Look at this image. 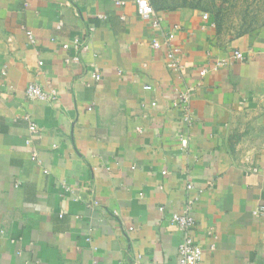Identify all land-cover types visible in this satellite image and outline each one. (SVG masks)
Returning a JSON list of instances; mask_svg holds the SVG:
<instances>
[{
	"label": "crops",
	"instance_id": "crops-1",
	"mask_svg": "<svg viewBox=\"0 0 264 264\" xmlns=\"http://www.w3.org/2000/svg\"><path fill=\"white\" fill-rule=\"evenodd\" d=\"M135 2L0 0V264H177L190 195L202 264H264V27L225 42L159 11L174 72Z\"/></svg>",
	"mask_w": 264,
	"mask_h": 264
},
{
	"label": "built area",
	"instance_id": "built-area-1",
	"mask_svg": "<svg viewBox=\"0 0 264 264\" xmlns=\"http://www.w3.org/2000/svg\"><path fill=\"white\" fill-rule=\"evenodd\" d=\"M136 7L138 9V13L143 21L146 23H149L152 28L159 32L158 37H155L152 40V47L154 49H161L162 47L166 48V60L168 67L176 72L179 71L181 68V63L177 57V53L179 49L175 45L176 35L174 32H164L163 30V17L162 14L157 11L151 2L149 0H136L135 2ZM117 6H122L124 3L122 1L116 2ZM203 19L205 21H213L212 17L208 14H204ZM214 25V21H213ZM160 36H163V41L160 40ZM29 39L33 41L32 35L29 33ZM74 49L81 50L85 49L83 48V45L80 40H74L73 41ZM71 45H65V48H70ZM235 58L237 59H243L244 55L241 52H235ZM228 65L227 60H218L214 65L212 66L213 71H218L221 68ZM207 74V70L203 69L200 71L199 75L200 77H205ZM94 79L96 81H100L101 77L98 74L93 75ZM26 97L31 101H41L46 103H54L57 101V93L53 90L48 91L44 90L41 86L32 83L28 86L26 89ZM190 97V93H185L180 95L179 100L180 102L186 106V103H188ZM156 104L153 103L152 107H155ZM89 111H92V108L88 109ZM25 119L29 123V133L31 135V138L26 141V144L29 145L33 138H35L39 133V127L38 124L30 117L26 116ZM185 120L189 121V117ZM182 145L186 147L187 141L184 139L182 141ZM34 158L37 157L36 154L33 155ZM46 174H48V171H45ZM194 189L193 185L187 184L186 190L188 192H191ZM198 197L196 196H188L186 203L183 207V211L180 214H173L170 216V223L177 226L179 230L183 233V240L178 248V262L177 264H202L204 252L202 247L197 244L193 237L191 236V230L194 228L196 224L195 217L193 215V208L198 202ZM160 211H164V208H160ZM264 214V213H262ZM132 230V229H131ZM92 231V230H91ZM90 231L89 236L86 238L87 242H91L92 240V232ZM5 232L0 227V234L3 235Z\"/></svg>",
	"mask_w": 264,
	"mask_h": 264
},
{
	"label": "rangeland",
	"instance_id": "rangeland-1",
	"mask_svg": "<svg viewBox=\"0 0 264 264\" xmlns=\"http://www.w3.org/2000/svg\"><path fill=\"white\" fill-rule=\"evenodd\" d=\"M152 3V0H150ZM205 12L222 41L234 40L264 27V0H155ZM158 6L160 4L156 3Z\"/></svg>",
	"mask_w": 264,
	"mask_h": 264
},
{
	"label": "trees",
	"instance_id": "trees-1",
	"mask_svg": "<svg viewBox=\"0 0 264 264\" xmlns=\"http://www.w3.org/2000/svg\"><path fill=\"white\" fill-rule=\"evenodd\" d=\"M150 1V0H149ZM151 2V1H150ZM160 4L159 6L156 4ZM153 7L157 10V11H164V10H173V9H178V8H188V3L186 2V5L183 4L182 6H171V5H168L166 2H156L155 0H152V3ZM203 14H205V12H203Z\"/></svg>",
	"mask_w": 264,
	"mask_h": 264
}]
</instances>
